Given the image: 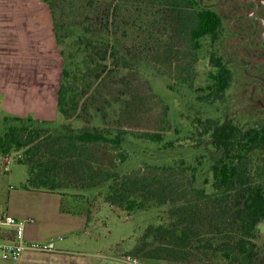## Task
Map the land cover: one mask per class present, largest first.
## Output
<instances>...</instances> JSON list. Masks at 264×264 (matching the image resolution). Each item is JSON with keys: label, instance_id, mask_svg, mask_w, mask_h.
<instances>
[{"label": "rangeland", "instance_id": "obj_1", "mask_svg": "<svg viewBox=\"0 0 264 264\" xmlns=\"http://www.w3.org/2000/svg\"><path fill=\"white\" fill-rule=\"evenodd\" d=\"M172 1L179 0L56 2L60 22L108 33L116 39L120 55L128 59L119 67L109 64L101 80L82 98L73 118L67 121L57 115L54 121L34 124L51 133L66 126L67 133L97 128L124 129L130 134L125 148L99 143L90 152L84 148L77 152L82 162L72 154L63 161L68 166L60 167V190L90 200V238L80 245L72 237L64 242L81 252L77 259L105 264H131L128 259H136L137 264H224L219 262V248L213 250L206 242L177 247L154 232L161 224L189 220L205 235L201 239H209V232L216 228L229 230L219 222L218 210L193 190L185 167L200 162L206 172L214 149L198 129L207 118L222 116L241 125L264 123V0H198L222 17L217 46L234 75L222 103L212 106L197 98L202 92H195L208 84L211 66L193 57L190 10L175 7ZM174 78L185 84H176ZM145 133L159 134L161 143H149ZM121 150L127 157L124 162L119 160ZM21 153L10 154L6 165L11 169L10 184L15 186H19V174L27 172L18 163ZM94 168L109 170L117 179L127 175L137 186L149 185L156 204L133 213L124 204L113 203L107 196L110 182L95 186ZM251 172L255 180H264V152L252 155ZM163 186L166 189L161 193ZM195 205L201 209L191 220L189 212ZM150 225L155 227L151 232L147 231ZM257 243L256 264H264V241L258 239ZM61 244L54 240L55 246Z\"/></svg>", "mask_w": 264, "mask_h": 264}, {"label": "trees", "instance_id": "obj_2", "mask_svg": "<svg viewBox=\"0 0 264 264\" xmlns=\"http://www.w3.org/2000/svg\"><path fill=\"white\" fill-rule=\"evenodd\" d=\"M40 1L51 11L56 44L63 61L56 112L68 121L73 118L82 98L101 80L109 64L119 67L127 64L128 59L120 55L116 39L108 33L64 24L58 18L57 0ZM172 4L190 10V49L194 50L195 59L207 61L211 66L207 73L208 84L195 91L202 92L197 98L209 106L222 103L234 75L217 46L223 28L221 15L211 8L201 6L198 0L172 1ZM174 80L176 84H185L181 78ZM223 118L209 117L198 129V134L206 137L214 149L206 172L200 162L185 168L190 172L193 190L201 200L218 210L219 222L223 226L228 225L229 230L216 228L209 232V239H201L205 235L200 234L198 227L189 220L177 225L161 224L156 228L150 225L147 231L151 232L155 228V236L163 234L170 244L177 247L206 242L213 250L219 248V262L224 264H256L259 255V224L264 219V180L253 178L251 158L253 154L264 152V123L241 125L240 122ZM42 122L32 117L4 116L0 127V152L6 157L22 151L18 163L24 164L28 173L23 187L56 192L61 199V213L85 215L89 220V197L60 190V167L63 164L68 166L63 161L72 154V158H80L78 162H82L77 152L83 148L90 152V147L99 143L118 149L125 148L130 134L124 129L114 131L97 128L67 133V130H63L66 126L61 127V131L51 133V130L34 126ZM143 137L155 145L162 141V137L156 133H145ZM119 156L123 162L127 158L122 150ZM94 171L93 180H97L95 186L110 182L107 196L113 203L124 204L127 211L136 213L156 204L152 202L155 192L149 185L137 186V181L127 175L117 179V175L111 174L109 170L98 171V168H94ZM165 189L163 186L159 191L164 193ZM160 198L157 196L158 200ZM191 208L193 211L189 212V219L192 220L194 212L201 209V206ZM213 245L217 246L216 249Z\"/></svg>", "mask_w": 264, "mask_h": 264}, {"label": "crops", "instance_id": "obj_3", "mask_svg": "<svg viewBox=\"0 0 264 264\" xmlns=\"http://www.w3.org/2000/svg\"><path fill=\"white\" fill-rule=\"evenodd\" d=\"M62 68L49 7L40 0H0V127L4 116L54 121ZM7 158L0 152V213L24 222L27 241L53 240V247L28 250L18 260L0 259V264H105L77 259L81 252L64 244L69 237L75 245L90 238L87 216L61 213L56 192L24 188L27 172L19 174V186L10 184ZM259 235L264 241V219ZM56 239L60 246L54 245Z\"/></svg>", "mask_w": 264, "mask_h": 264}, {"label": "built area", "instance_id": "obj_4", "mask_svg": "<svg viewBox=\"0 0 264 264\" xmlns=\"http://www.w3.org/2000/svg\"><path fill=\"white\" fill-rule=\"evenodd\" d=\"M9 163L10 160L7 158L5 165ZM52 247L53 240L43 243L27 241L24 236V222L8 212L0 213V259L16 261L25 251H50ZM128 260L131 264H137L136 259Z\"/></svg>", "mask_w": 264, "mask_h": 264}]
</instances>
